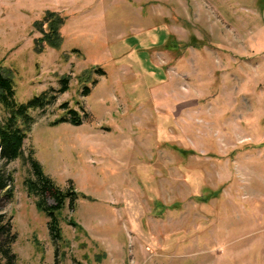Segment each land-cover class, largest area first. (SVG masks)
<instances>
[{"label":"rangeland","instance_id":"obj_1","mask_svg":"<svg viewBox=\"0 0 264 264\" xmlns=\"http://www.w3.org/2000/svg\"><path fill=\"white\" fill-rule=\"evenodd\" d=\"M0 65L18 102L69 78L24 152L78 195L56 242L7 165L15 264H264V0H0Z\"/></svg>","mask_w":264,"mask_h":264},{"label":"trees","instance_id":"obj_2","mask_svg":"<svg viewBox=\"0 0 264 264\" xmlns=\"http://www.w3.org/2000/svg\"><path fill=\"white\" fill-rule=\"evenodd\" d=\"M64 19L57 12L46 11L41 20L34 22L41 36L34 39V50L42 52L46 46L54 47L62 41L59 28ZM69 88V78L64 76L59 79L58 88L44 90L33 96L26 102H18L15 97V89L12 77L3 71L0 65V106L4 116L0 121V264H15L16 254L13 245L17 234L13 229L12 216L8 215L4 207L13 199L14 178L13 172L7 168L10 162L24 159L28 165V175L24 179V186L30 196L36 198L38 210L48 218V227L51 238L56 242L62 238L58 214L68 205L75 207L78 198L73 187L63 189L44 172L40 162L32 153L25 155L24 140L31 130L34 117L32 111L44 110L55 102L59 94ZM89 89L85 88V94ZM64 116L55 119L52 124L68 122L72 125H80L83 115L70 107L67 102L61 104ZM86 115V114H85ZM52 200V203L49 200Z\"/></svg>","mask_w":264,"mask_h":264}]
</instances>
